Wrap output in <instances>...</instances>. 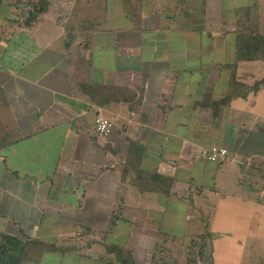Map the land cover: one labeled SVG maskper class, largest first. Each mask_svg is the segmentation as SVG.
I'll return each instance as SVG.
<instances>
[{
  "label": "crops",
  "instance_id": "crops-1",
  "mask_svg": "<svg viewBox=\"0 0 264 264\" xmlns=\"http://www.w3.org/2000/svg\"><path fill=\"white\" fill-rule=\"evenodd\" d=\"M253 19L264 0H0L5 259L264 264V61L237 58Z\"/></svg>",
  "mask_w": 264,
  "mask_h": 264
},
{
  "label": "trees",
  "instance_id": "trees-1",
  "mask_svg": "<svg viewBox=\"0 0 264 264\" xmlns=\"http://www.w3.org/2000/svg\"><path fill=\"white\" fill-rule=\"evenodd\" d=\"M46 7L47 6L42 4L39 8H35L34 12L41 13L46 9ZM237 48L238 60L264 61V35L259 32L248 31L239 33L237 36ZM262 84H264V79L258 81L252 88L257 90ZM239 86L242 85H237V87ZM2 240L5 243L11 242L10 246L13 245V247L17 248V251H20L18 242L16 243V238H13L12 240V237L3 235ZM5 243L1 242L0 244L1 264H17L19 260L14 256H10V258L5 259L7 256L5 254L9 250Z\"/></svg>",
  "mask_w": 264,
  "mask_h": 264
},
{
  "label": "built area",
  "instance_id": "built-area-1",
  "mask_svg": "<svg viewBox=\"0 0 264 264\" xmlns=\"http://www.w3.org/2000/svg\"><path fill=\"white\" fill-rule=\"evenodd\" d=\"M96 130L104 136H108L113 130V123L105 118L96 119ZM229 150L225 147L213 146L203 149L201 156L211 162L222 163L228 159Z\"/></svg>",
  "mask_w": 264,
  "mask_h": 264
},
{
  "label": "rangeland",
  "instance_id": "rangeland-1",
  "mask_svg": "<svg viewBox=\"0 0 264 264\" xmlns=\"http://www.w3.org/2000/svg\"><path fill=\"white\" fill-rule=\"evenodd\" d=\"M243 24V23H242ZM245 25H248V31H253V32H259V33H264V24L262 23V25L259 23V21L258 20H256V19H253V21L251 22V23H249V24H245ZM256 63H258V64H260L259 62H256ZM256 63H254V65L256 64ZM250 72V71H249ZM252 73L254 74V75H259V74H264V68H262V67H256V68H253L252 69ZM246 74L248 75V74H250V73H247L246 72ZM263 79H264V77H263ZM0 264H1V261H0Z\"/></svg>",
  "mask_w": 264,
  "mask_h": 264
}]
</instances>
